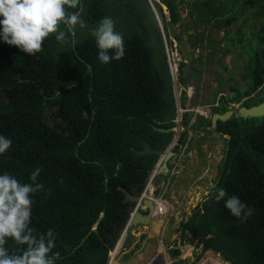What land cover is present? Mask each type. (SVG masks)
<instances>
[{
	"label": "trees",
	"instance_id": "obj_1",
	"mask_svg": "<svg viewBox=\"0 0 264 264\" xmlns=\"http://www.w3.org/2000/svg\"><path fill=\"white\" fill-rule=\"evenodd\" d=\"M121 1L81 0L79 10L87 28L77 26L71 34L65 30L64 44L50 34L34 57L0 43V135L13 141L0 156V171L28 182L32 169L42 167L39 180L45 188L34 196L32 226L38 232L52 228L57 233V264H106L116 243L108 235L115 224L128 220L131 205L122 203L119 189L139 196L146 173L138 169H150L157 160L135 158L131 149L141 150L147 142L151 149L165 150L173 137L151 128H173L175 117L171 78L154 15L148 0H126V6ZM207 1L210 6L199 9L196 0L191 12L223 17L238 5L241 12L260 7L255 16L261 54L255 52L248 67L251 87L257 89L264 83V0ZM162 2L174 24V0ZM104 16L114 19L125 41L124 57L108 65L98 62L90 34ZM240 100L239 96L229 102ZM187 123L184 117L183 125ZM216 131L228 140L214 186L238 196L252 215L240 223L209 189L181 235L190 234L203 251L229 264H264V130L258 120L231 117L219 122Z\"/></svg>",
	"mask_w": 264,
	"mask_h": 264
},
{
	"label": "clouds",
	"instance_id": "obj_2",
	"mask_svg": "<svg viewBox=\"0 0 264 264\" xmlns=\"http://www.w3.org/2000/svg\"><path fill=\"white\" fill-rule=\"evenodd\" d=\"M148 1H150L153 7L154 2L157 5L159 4L165 6L167 10L166 5L162 2L164 0H160L161 2H158V0L153 2H151V0ZM80 5L81 0H0V43H4L8 46H14L20 53L26 54L29 57H34L37 53L41 52L45 38H47L50 34H55L56 42L60 44L67 43L68 37L65 34V30L71 34L77 26L80 29L87 28V23L80 14ZM156 11L157 10L154 9L153 13L157 19V21L155 19V22L157 27L159 26V34H164V38L161 37V34L160 37L164 46L166 62L168 58L167 66L169 69L172 92L175 101V117L172 122L174 123L173 128H176L174 130L173 128H170V132L173 133L172 140L167 145L165 150H155L163 151L164 153H172L169 159L165 162V166L167 168L165 173H168L175 168V166L173 168L170 166L175 158L189 155L188 159H190L193 156V149L187 150L188 142L191 137L189 134L187 137L186 133L192 132V130L196 129L194 127L196 119L201 118L203 121L207 122L206 127L203 128L206 129L208 135L211 134L214 137V133H218V137H223V139L227 138V140L228 136L216 131L219 122H217L215 127L211 126V119L214 115L225 113H219L214 104L212 106H208L201 105V103H199L197 106L190 107L188 103H186L185 108H181L179 98L182 93H184L186 100L190 98V91L192 88L188 85L191 83H185L183 78L182 80L185 85L181 86L178 83L180 80L179 71L183 75L184 73L181 71V58L178 56V48L176 47L177 41L174 36H168L164 28L163 32L161 31L162 22H159V16L157 17ZM159 11L157 12L159 13ZM169 13H165L164 11L163 14L159 13L167 24H171ZM164 14H167L168 17ZM61 25L64 26L63 29L61 28ZM171 25L173 27V24ZM90 33L94 38L95 47L97 49L96 58L99 63L108 65L111 61H118L124 57V37L121 32L116 30V24L112 17H102L98 21L95 28L90 29ZM185 35L186 33L183 34L182 37ZM187 64H189V62L184 65ZM235 107H240V104ZM211 109H213L214 112H212ZM194 110L200 111L204 114L195 113ZM228 111H230V109ZM190 115H192L195 119H190L189 121ZM236 116L231 117L238 118V116ZM184 117L185 120L188 121L186 126L183 125ZM175 119L177 122H175ZM183 134H185V137L181 141L180 137ZM186 138L188 142H186ZM12 143L13 141L11 138L0 135V156L5 155L10 150ZM164 156L165 154L162 156H156L157 160L150 169H138V172L146 173V178L143 183L141 194L136 196L137 201L129 207H132L134 212L136 211L146 214L147 207L143 202H151L153 206V213L150 221L152 219H159L163 222L168 221L171 223L169 219L175 216L177 210L174 209L173 205L169 203L167 199H162L165 195V191L167 192L168 187L171 185L168 184L169 180L167 178L169 177H167V174L165 175V173L162 174L161 172L162 170H165L162 169ZM41 171V166L38 165L34 167L27 177L28 182L19 181L16 176L11 174L9 171H0V264H57V261L60 259V252L54 251L57 246V233L54 229L48 228L43 232H38L32 226L34 196L45 188V185L39 180ZM215 175L216 172L214 177ZM214 177L213 180L215 179ZM209 189L212 190L215 201H223V205L229 211V214L237 218L240 223H244L247 218L252 215V209L241 201L238 196H229L224 188H218L212 184H209ZM199 203L200 202H198L197 206H193V210L201 204ZM158 207H161L160 211H157ZM171 212H173L172 216L170 215ZM132 216L133 213L128 214V220L123 223L127 230L118 234L117 237L112 240H116V243L114 248L107 254L106 264H113L120 251L123 249L126 238H128L132 232V228H130L128 224ZM119 243L120 246L116 251ZM169 252L172 253L175 251H172L170 248ZM111 253H115V255L111 257ZM179 256L180 255L178 254L176 257L170 256L171 263L169 264L181 261L178 260ZM183 263L186 264V262ZM158 264L165 263H159L158 260Z\"/></svg>",
	"mask_w": 264,
	"mask_h": 264
},
{
	"label": "rangeland",
	"instance_id": "obj_3",
	"mask_svg": "<svg viewBox=\"0 0 264 264\" xmlns=\"http://www.w3.org/2000/svg\"><path fill=\"white\" fill-rule=\"evenodd\" d=\"M153 1H155V0H151V2H153ZM159 1L160 0H158V2ZM193 1L194 0H174L176 8L179 11V16L183 17V19H187L188 18L187 14L189 12L193 11V8H192V2ZM223 1H225V0H223ZM245 1H247V0H245ZM148 2L150 5V9L153 13V10L154 9L156 10V8H154L155 6L154 7L152 6L150 1H148ZM194 2H196V0ZM121 4H122V6H126V0L121 1ZM138 4H139V2H138ZM197 4L202 8L204 6L205 7L210 6V4L207 1H203V0H198ZM158 6L160 9L159 13L163 14V11L165 13H168L165 6H162L159 4H158ZM240 6L241 5L238 6L235 13L239 12ZM259 9H260V7L257 6L256 8L248 11L246 14H244L242 16L243 20L246 22V25L244 26V31L242 34V37L244 39H239L240 43H243L244 40H245V43L247 45L250 44L251 41H257V43H258L256 35L252 34L254 32L251 33V31L255 30V33H256V29L259 28V24L257 23V19H256L257 17L255 16V13H257V11H259ZM156 13H157V17L159 16V18H158L159 22L160 21L162 22V30L160 29L162 32H163V28H164L165 31L167 32L168 36H170V37H173L172 31L175 34L180 33L179 30H182L185 23L179 22L174 27V30H173L172 25L167 24L165 22V20L161 17V15L157 11H156ZM153 15H154V13H153ZM164 15L166 16L167 14H164ZM167 17H168V15H167ZM154 18L156 19L155 15H154ZM156 21H157V19H156ZM167 22H168V20H167ZM227 30L230 33L229 37L233 38V33H234L233 26L229 27ZM189 33H193L192 30ZM219 36H221V35L219 34ZM227 36H228V34H227ZM161 37L164 38V34H161ZM184 48L187 49L185 42L180 47H178L179 51L177 50V52H178L179 58H181V52L184 53ZM248 48H249V46H248ZM249 50H250V48H249ZM187 51H188V49H187ZM245 51L248 52V50H246V49H245ZM254 51L261 54L259 47H257ZM235 52L236 51L233 50V53H235ZM239 53H240V55L238 56V58H236V61H238V64H239L238 68L236 69V71L231 70L232 72L233 71L235 72L234 75L239 74L242 71L244 72L245 70L249 72V68H248L249 63L251 62V59L254 55V53H252V51H251V54L245 53V52H240V51H239ZM185 55H187V54H185ZM154 61L157 64H159L158 57H155ZM167 62H168V58H167ZM210 67H209V70L207 71L208 74L205 73L203 76V77L207 78L205 83L210 82L211 88L215 87V84H217L219 86L220 90H222V88L224 86H226V89L229 88L228 84H226V83L223 84V82H222L223 77L220 74H218L220 71H217L215 69V66H213V69H211V70H210ZM180 74H181V79H182L183 74L182 73H180ZM234 75L232 76V78H234ZM240 75L241 76L245 75V72L240 74ZM246 75H247V72H246ZM237 76L238 75H236V77ZM225 78H226V76H225ZM181 79L178 81V83H179V85L184 86L185 84L183 83V80H181ZM232 84H234V83H232ZM232 84H230V85H232ZM237 84H238L237 89H239L241 87V85H240L241 83H239L238 80H237ZM246 88H247V86H246ZM229 91H231V88H229ZM215 95H216V92L212 91L208 95V97L204 101V103H202L201 105L212 106L213 101H215V99H214ZM237 98L238 97H236V96H234V97L227 96L226 100L230 101L231 99H237ZM262 100H264V97ZM258 102H262V101H259V100L254 101L255 104H258ZM179 103H180V106L182 109H184L186 103H188V100H186V98L184 97V93H182V95L180 96ZM245 106H251V104H245ZM235 108H237V107H235ZM211 110H212V112H214L213 109H211ZM190 119H195V118H193V116L190 115L189 121H190ZM175 122H177L176 119H175ZM206 123L207 122L203 121V119L198 118L195 120V125H194V127L196 129L192 130V132L186 133L187 137H188V134L191 137L189 142L186 138V142H188L187 150L193 149V156L190 159H188L189 155H184V157L175 158L173 160V162L170 164V166L172 168L174 166H175V168L172 171L165 173V175L167 174V177H169V178H167L169 180L168 184H171V185L168 187L167 192L165 191V195L162 197V199L163 200L167 199V201L173 205L174 209L177 210V213L175 214V216L171 217L169 219L172 224H170L168 221L163 222L159 219H152L147 226H143L142 228L141 227L137 228V243H138V246H140L144 241V237L143 238L139 237L141 235V232H145L149 225L152 226L154 233L149 234V235L153 236L154 238H152L153 240H149V242L156 243V241H157V243H156L157 247H159V243H161L162 247L164 245L163 248L159 247L157 249L161 250V255L163 254L165 256V258H167L169 255V249H167V246H166L168 238L170 239L172 234H174L173 238L171 239V241L173 242L171 245L174 246V243L177 242V240L176 241L174 240L175 236H176V231H178L180 229V232H181L183 224L185 223L186 219H188V217L192 213L193 206L194 205L197 206L198 202L201 203L202 201L205 200L206 195H207L208 190H209V184L214 185L213 177H214V174L216 172V168L218 169V167L221 166L220 164H222L223 159H224L227 138L223 139V137H220V136L219 137L218 136L213 137L211 134L208 135L206 130H204V128L206 127ZM175 128H173V130ZM131 150H133V149H131ZM175 162H177V163H175ZM171 167H169V168H171ZM217 176L218 175H216V177ZM216 177H214V178H216ZM163 180H164V177H163ZM170 215L172 216L173 212H171ZM158 224L161 225L159 230L154 228V226H156ZM178 224H180L181 226H178V228H177ZM174 225H176V227H173ZM156 236H159V237H156ZM182 239H183L182 241L180 240L181 246L178 247L180 250V253H181L180 256L178 257V260H181L182 262H186V264H229V263L225 262L219 255L214 254L211 251H203L202 245L198 243V240L193 239L190 234L185 233L182 236ZM153 246H149L151 248V250H153ZM127 247H128V240L125 242L123 248H127ZM142 254H141V252H137V262H139V264L145 263V261L147 260L146 258L149 257V255L152 254V252L146 251V252H143ZM197 257H198V260H196ZM113 264H116V263L114 262Z\"/></svg>",
	"mask_w": 264,
	"mask_h": 264
},
{
	"label": "flooded vegetation",
	"instance_id": "obj_4",
	"mask_svg": "<svg viewBox=\"0 0 264 264\" xmlns=\"http://www.w3.org/2000/svg\"><path fill=\"white\" fill-rule=\"evenodd\" d=\"M164 1L167 2L169 0H164ZM203 1H207V0H203ZM238 6L235 8L234 11H236ZM174 7L176 8L175 3H174ZM207 8L208 7L205 6L203 8L199 6V9H207ZM252 9H249L248 11ZM167 11L169 13L168 9ZM248 11L241 12L239 9V12L236 13L232 12V14H228L223 17L212 14L205 15L204 17H202L203 14L199 12L197 13L189 12L187 14L188 18L183 19V17L179 16V11L176 8V13H177L176 17H178V19L175 18V23L173 24V30L174 27L179 22L185 23L182 30H179L180 32L179 34H175L172 31L173 36H178L180 38V41H177L176 43V47L178 48L182 45V41H183L182 35L185 33L186 35L184 42L186 47L188 45L187 48L188 51L186 48H184V53L181 52L180 66L182 68L185 63L189 62V64L187 65L190 66L192 69L197 70L198 73L200 74L199 83L196 91L193 88L192 84L188 85L189 87L192 88L190 91V98L188 99V105L190 107L197 106L199 103L201 104L204 103L208 95L212 91H215L216 92V95L214 97L215 101H213L214 106L217 109H219L220 107H226L227 111L230 109V111H233V113L235 114L239 109V107L235 108V106H238L239 104L240 107L245 106V104H251V106H254L255 105L254 101L260 100L264 97V83L257 89L253 90L251 87V76L248 71L245 70L244 71L245 75L242 76L240 74L244 73L243 71L239 74L234 75L235 73L234 71H236L239 65L238 61H236V58H238V56L240 55L239 51L251 54V51L252 53H255L254 50L257 47H259L257 41H251V43L248 45L245 43V40L243 43L239 42V39H244L242 37V34L244 31V26L246 25V22L243 20L242 16L246 14ZM257 23L259 24L258 19H257ZM231 26H233L234 28L233 38L229 37L230 33L227 30ZM258 29L259 28H257L256 31H258ZM191 30L193 33H189ZM252 32L254 31L252 30L251 33ZM219 34L221 36H219ZM252 34L257 35L258 33L254 32ZM197 35L200 36L202 39L200 43H198L194 38V36ZM244 48L248 50V52H246ZM259 49L261 48L259 47ZM233 50H235L236 52L233 53ZM191 51H197L194 60H191V53H192ZM213 66H215V69L217 71H220L218 74H220L223 77L222 80L223 84L225 83L228 84L229 88H231V91H229V88L226 89V86H224L222 90H220L217 84H215V87L211 88L210 82L205 83L207 78L203 76L205 73H207L209 67L211 70L213 69ZM231 70L234 71L232 72ZM233 75L234 78H232ZM236 75L238 76L236 77ZM237 80L239 81V83H241L240 84L241 87L239 89H237L238 88ZM227 96L229 97L240 96L241 100L237 104H232L226 100ZM262 102H264V100H262ZM251 106H247V107L249 108ZM258 125H259V121H258ZM214 135L218 136L219 134L214 133ZM139 227H135V228L131 227L132 228L131 230H137V228ZM181 237L182 235L179 229L178 231H176V236H175V241L177 240V242L174 244V246L171 247L172 251H178V255L181 254L178 248L181 246V242H180ZM156 263L157 261H155L153 264Z\"/></svg>",
	"mask_w": 264,
	"mask_h": 264
},
{
	"label": "water",
	"instance_id": "obj_5",
	"mask_svg": "<svg viewBox=\"0 0 264 264\" xmlns=\"http://www.w3.org/2000/svg\"><path fill=\"white\" fill-rule=\"evenodd\" d=\"M176 19H178V17H176ZM183 38H185V36H183ZM192 57H193V55H192ZM181 71L184 73V75H183L184 82L185 83H191L193 85V88L196 91V89L198 87V83H199L198 71L192 69L188 65H183V67L181 68ZM236 115L238 116V118H240L242 120H247V119L258 120L259 121V128L264 130V102H262L256 106H251L249 108L243 107V106L239 107L236 114H234V115H233V112H231V111H227L224 114H220V115H214L211 119V126L215 127L217 125V122L224 123V122L228 121L231 118V116H236ZM151 128H152V132L159 133V134H167L170 132V129L163 130V129L157 128L153 125H151ZM132 152L134 153L135 157H142V156H147V155L162 156L163 154H165V156L163 157V165H162V169H165V171H167V168L165 166V162L172 155L171 152L164 153L163 151L152 150V149H150L149 145L146 142L143 143V147L141 150H139V151L132 150ZM119 190L123 194V201H122L123 204H126V203L133 204L137 201V197L133 196L132 194H130L125 189L121 188ZM143 203L147 207L146 214H142V213H139L136 211L134 212L132 207H129L127 209L128 214L133 213V216H132V218H130L129 223H128L130 228L148 225V223L151 219V215L153 213V206H152L151 202L144 201ZM126 230L127 229H126L124 224L115 225L114 230L108 235V237L111 240H114L118 234H121L122 232H124Z\"/></svg>",
	"mask_w": 264,
	"mask_h": 264
},
{
	"label": "crops",
	"instance_id": "obj_6",
	"mask_svg": "<svg viewBox=\"0 0 264 264\" xmlns=\"http://www.w3.org/2000/svg\"><path fill=\"white\" fill-rule=\"evenodd\" d=\"M182 40L184 41L185 38H182ZM183 41H182V44H184ZM187 48H188V45H187ZM191 52H192L191 53V60H194L197 51H191ZM192 55H193V57H192ZM253 57H255V53H254ZM204 130H206V129H204ZM178 226H181V225L178 224L177 227ZM152 233H154V231L152 229V226L150 225V226H148V228L145 232H141V235L139 237L140 238L144 237V241L140 246H138L137 230H132L130 236L128 238H126V241L128 240V247L123 248L120 251L119 255L116 258L115 263L116 264H137V263H139V262H137V252H141V254H142L143 252H146L147 250H148V252H152V254H150L149 257L146 258L147 260L143 264H151V263H153V261L154 262L157 261V264H158V260H159V263H161V262H164L165 264L171 263L170 257H169V256H171V252H169L168 257L165 258V256L163 254L161 255V250L157 249L159 247H162L161 243H159V247H157V245H156L157 241H156V243L149 242V240H153L152 238H154L153 236L149 235ZM173 235L174 234H172L171 238L170 239L168 238V240H167V244H166L167 249H170L172 247L171 244L173 242L171 241V239L173 238ZM156 237H159V236H156ZM181 241H182V239H181ZM149 246H153V250H151V248ZM163 247H164V245H163Z\"/></svg>",
	"mask_w": 264,
	"mask_h": 264
},
{
	"label": "bare ground",
	"instance_id": "obj_7",
	"mask_svg": "<svg viewBox=\"0 0 264 264\" xmlns=\"http://www.w3.org/2000/svg\"><path fill=\"white\" fill-rule=\"evenodd\" d=\"M173 162V161H172ZM162 172V174L163 173H165V170L163 171H161ZM171 224V223H170ZM161 227V225L160 224H158V225H156V226H154V228H156V229H158L159 230V228ZM173 227H176V225H174ZM177 229V228H176ZM163 234V233H162ZM119 246H120V243L117 245V248H116V251L118 250V248H119ZM150 249V248H149ZM144 250V249H143ZM148 251V250H147ZM113 255H115V253H111V257H113ZM143 255V254H142ZM144 256V255H143ZM148 258V257H147ZM137 264H139V263H137Z\"/></svg>",
	"mask_w": 264,
	"mask_h": 264
},
{
	"label": "built area",
	"instance_id": "obj_8",
	"mask_svg": "<svg viewBox=\"0 0 264 264\" xmlns=\"http://www.w3.org/2000/svg\"><path fill=\"white\" fill-rule=\"evenodd\" d=\"M175 87V86H174ZM195 111V113H200V114H204V113H201L200 111H197V110H194ZM161 210V207H158L157 208V211H160Z\"/></svg>",
	"mask_w": 264,
	"mask_h": 264
}]
</instances>
